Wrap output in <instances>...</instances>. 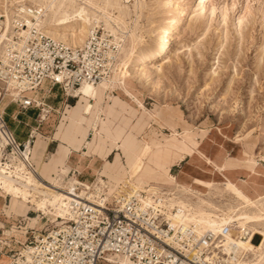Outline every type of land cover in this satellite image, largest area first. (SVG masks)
Wrapping results in <instances>:
<instances>
[{
  "label": "rangeland",
  "instance_id": "1",
  "mask_svg": "<svg viewBox=\"0 0 264 264\" xmlns=\"http://www.w3.org/2000/svg\"><path fill=\"white\" fill-rule=\"evenodd\" d=\"M163 1L127 0L129 5L134 6L125 15L130 21L128 27L131 29L138 26L148 44L154 39V31L168 17V11L160 6ZM138 2L144 7H135ZM212 6L216 8L215 15L210 11ZM172 46L169 60L160 69L159 88L154 91V82H158L155 75L149 77V85L142 82L139 84L158 94L167 103L164 106H170L174 112V128L177 130V127H180L181 131L177 130L179 133L185 128L192 137L198 132L204 133L203 140L197 141L198 143L207 144L215 139L229 159L242 155V146L235 142L236 134L242 131L252 133L250 142L258 148L264 142V0H208L205 12H195L180 27ZM125 47L128 50V40L125 41ZM128 81L135 82L133 79ZM151 83L154 84L152 87ZM6 91L5 87H0V95L4 94L2 98L7 97ZM67 103L73 104L74 99L69 97ZM7 104L0 107L3 116L5 110L8 113L12 108L10 103ZM30 108L38 111V116L44 111L42 104L38 107L35 103L30 107L20 108L19 111L26 113ZM49 111L42 122L35 116L32 117L36 127L40 128L45 123L47 127L60 125L61 115L54 112L48 114ZM181 120L184 127L180 123ZM206 129L211 131V135H208ZM216 129L220 132L215 131ZM35 139L34 136V143L37 140ZM33 144L31 143V147ZM12 152L11 146L3 149L4 163L16 164V160L11 161ZM208 168V171L219 179H200L213 185L212 188L207 185L193 188L194 201L205 209H210L211 205L224 211L229 209L231 199L221 188L230 181L247 193L249 198L264 194L261 188L264 185V169H257L256 175H250L242 170H226L219 173ZM220 174L227 176L230 181L225 182ZM57 183V188L66 189V183ZM0 194V225H6L0 227V262L16 261L19 264H27L24 259L19 260L25 247H35V238L46 236L51 230L64 224V219L58 218L53 210L43 215L37 212L34 206L21 200H18L16 207L23 208V215H16L13 211L9 216L6 209L14 205V197L3 195L2 192ZM30 221H37V227L32 228ZM5 233H8L6 239ZM257 241L258 237L254 243ZM108 259L120 262L123 257L108 256Z\"/></svg>",
  "mask_w": 264,
  "mask_h": 264
},
{
  "label": "snow or ice",
  "instance_id": "2",
  "mask_svg": "<svg viewBox=\"0 0 264 264\" xmlns=\"http://www.w3.org/2000/svg\"><path fill=\"white\" fill-rule=\"evenodd\" d=\"M125 7L131 9L134 6L129 5L127 0H58V2L57 0H0V87L6 88L5 95H10L24 105H30L40 101V93L42 91L47 93L48 86L58 84L63 85L69 94L81 96L82 103L85 102V97H91L92 100L97 99L98 89L89 83L88 77L81 80L78 91L72 87L74 80H79L84 73V67H80L75 72H68L63 64L53 63L57 53L55 49L50 51L49 48L60 33H53L51 28L53 25L67 28L70 23L73 26L70 32L64 33V38L67 39L70 35L72 46L78 42L81 46L80 51L83 52L84 48L92 45L93 42L99 44V47L94 50L98 60L90 61L86 53L85 66L99 60H107L105 67L114 72L111 79L102 83L99 89L109 86L114 89L127 88L126 77L131 71L129 68L131 53L125 47V41L131 37V50L135 52L137 42L143 44V35L139 32L138 26L131 29L128 27L130 21L127 17L115 16L114 10ZM135 7L143 8L144 5L137 4ZM211 11L215 15V6H212ZM100 28L104 29L103 35L97 33ZM45 38L48 43H45ZM106 40L107 43H105ZM69 59L75 60L77 56L74 54ZM159 68L162 69L163 64ZM88 70L92 69L88 68ZM105 74L107 75V72ZM143 78H147V73ZM66 79L67 84H65ZM33 96H35V101ZM91 108V103H88L85 111H90ZM44 111L45 113L48 111L46 105ZM215 131L220 132L219 129ZM184 135L186 139L178 156L185 154L200 156V159L205 160L210 168L221 173L226 170H242L250 175H256L257 169H264V142L257 148L250 142L251 132L242 131L236 134L235 142L242 146V155L235 159L227 158L221 145L215 139L207 144L198 143L197 141L203 140L204 133L202 132H198L195 137L187 132ZM208 135H211V131H208ZM66 143L67 148H62L58 154L61 161L60 167L70 163L99 166L103 163L102 157L108 150L106 145L102 147L97 143L94 135L91 137V143H88L82 132H77ZM144 151L147 152L148 149L145 148ZM98 156L101 159L97 160ZM207 187L212 188L213 185L209 184ZM0 188L5 194H11L15 198L21 195L19 188H14L3 181H0ZM261 188L264 191V185ZM221 191L226 192L231 199L229 210L225 212L222 219L218 217L219 223L209 225L208 230L219 236V242L215 243L211 252L204 253L200 264H257L255 260L249 262L243 259L244 256L257 252L261 256L259 264H264V240L260 241L259 249L243 242L238 243V241L248 239L247 233L243 231L245 221L259 220L260 224L264 225V194L258 196L260 213L256 216H248L238 215L242 207L255 208L257 206L247 193L230 182L222 186ZM23 195L27 199L28 194ZM16 204H18V199L12 207L6 209L7 215L11 216L13 211L16 215H23V208H17ZM39 207L42 208L43 205ZM29 224L32 228L37 227V221H30ZM0 227H6V225H0ZM237 229L240 231L239 236L234 235V230ZM260 232L264 235V227H261ZM199 235L201 234L197 233V236ZM7 236L8 233H5V239ZM46 247L48 250L43 256H41V252L44 251L43 245L39 250L32 249L34 258L30 259L27 264H85L77 258L78 254L69 259H58L60 254L52 251V245H46ZM204 247L208 248V245L205 244ZM220 252L226 253L229 258L221 259L218 255ZM0 264H19V262H0ZM120 264H152V261L141 254L138 260L125 259Z\"/></svg>",
  "mask_w": 264,
  "mask_h": 264
},
{
  "label": "bare ground",
  "instance_id": "3",
  "mask_svg": "<svg viewBox=\"0 0 264 264\" xmlns=\"http://www.w3.org/2000/svg\"><path fill=\"white\" fill-rule=\"evenodd\" d=\"M183 2L185 3L183 4ZM207 2L208 0H164L163 3L160 4V6L163 7L165 11H168L169 14L164 23L154 31L153 41L148 44L143 37V44L137 42L136 51L132 52L131 37H128L127 39L129 43L128 51L131 53L129 59V68L131 69V71L128 73L126 80L133 79L135 83L139 84L142 82L145 83V85L146 83H148L149 85V77L151 75H155L158 81L154 82V91H156V89L159 88V82L161 81L159 66L161 64L167 63V61L169 60L170 54L172 53L173 49L172 45L175 41V34L178 32L180 27H182V25L195 14V12H205ZM138 4L141 3L138 2ZM114 12L115 15L117 14L116 16L125 17V15L129 12V8L125 7L123 9H116L114 10ZM100 15L102 16L103 14L101 13ZM72 26L73 25L71 23L67 28H65L64 26L58 27L56 25H53L51 31L53 33H60V35L55 39L56 42L62 43L65 46H69L72 48H80L81 46L78 42L75 46H72L70 35L67 37V39L64 38V33L70 32ZM99 30L104 31V29L102 28H100ZM103 34L104 32L102 33V35ZM104 72H107V75L105 74L101 82L96 85L89 82L93 87L98 89L97 98H99L101 95H105L106 93H108L107 95H109L112 91V87L110 86L105 89H99V86L102 83L110 80L114 75L112 69H106L104 70ZM145 73H147V78H143ZM65 83H67V80H65ZM154 84L151 83V87ZM79 88L80 87L74 90L78 91ZM64 92L67 98L75 97L78 101L75 106L69 107L66 110L67 112L62 116L63 121H67V124L66 126H63L64 122H62L61 124L62 128L65 127V134L62 135L61 139L65 142L68 135H75L77 132H82L84 138L86 139L87 128L83 126V123L88 124V122H90V118H86L85 116H83L84 112L82 111L85 110L86 105L90 103L91 97H85V102L82 103L81 96L69 94L66 90ZM48 93H45V95ZM57 93L60 97V90H58V88H54L48 94V97H52ZM128 100L129 101L127 102L135 105V110L130 109V112L135 113L136 110L141 107V105L139 104L140 102L131 98ZM3 101L6 103L17 102V100L13 99L10 95L4 97ZM119 102L120 100L118 98H115V103ZM116 106L122 108V110L125 109V105L123 104H118ZM47 107L50 108L49 106ZM95 108L96 103L94 101L93 110L90 113V117L94 115ZM168 108L170 109L169 106H164L163 110H167ZM96 110V114L98 116L100 114V110L98 108H96ZM142 112L143 114H147V116L151 118V115L145 113L144 111ZM91 132H93L94 136L96 137L97 143L102 147L105 145H110L109 147L111 148L116 146V142H114L113 139L99 134L96 130H92ZM186 132L191 135L188 131H185L184 133ZM262 135L264 137V129ZM185 139L186 136L184 134L181 135L178 134L176 130H171V135L162 136L161 139L153 140L151 144L158 154L159 159L157 161L162 162L167 158H171L172 156V162L182 160L185 155L178 156V153L180 152ZM127 141L135 142L134 140H131V138H128ZM23 144L25 145V151H22L17 147L19 144L12 137V134L8 130L6 123L3 120V114L2 112H0V181H3L5 184H8L14 188L20 189L21 195L18 198H13V204L17 199L21 200L23 203L34 206L37 212H41L43 215L49 214L53 210L58 218L60 217L61 220L64 219V224L58 226V228L66 226V224H68L70 221H76V212L73 209V203L77 202L76 198L65 191H57L55 189H51V185L55 184L56 182L55 176L58 174V166L61 164L58 154L61 152L62 147H59V151L56 155H54L49 161L45 162L41 168L37 169L35 167L33 168L28 162L30 142ZM8 146H13V152L11 153V155L13 154V156H11V161L16 160L15 165H9L6 162L4 163L2 160L4 154L3 149L7 148ZM122 148L125 152L127 150L130 151H127L129 156H131L135 152L137 153V148L135 146H132L128 149L122 146ZM190 157L191 161H196L195 158H197L201 160L206 166H208L205 160L200 159V156H194L190 154ZM168 167V165L167 167H160L155 172V174L158 175V177L161 179V184H152L147 188L145 187L146 183L143 180L144 177H142L138 185L131 186L129 192L127 191V196H136L144 205V207L148 206L149 208H152L153 212H159L163 214L174 226H177L179 224H183L185 226H193L196 232L200 233L201 235L206 232H212L211 230H208L209 225L212 223H219L218 217L222 219L226 211L217 209V207L213 205H211L210 209H205L201 205H198V203L194 201V190H192L188 185H180L176 178L168 174ZM105 170V174L113 176L112 174L118 172V166L116 164H108ZM121 170L123 169L121 168ZM217 172L221 173L220 171ZM220 176L224 179L226 178L223 174H220ZM127 187L128 186L126 185L125 189ZM109 189L110 188L101 185L95 189L91 188L90 190L88 188L80 189L77 187L75 190L80 198H87L89 202H91V204H95V206H101L105 200L109 201L112 196L119 195L118 193H113L114 191H110L108 193ZM125 189L123 191H126ZM0 192H2L3 195L12 196L11 194H5L2 188H0ZM24 193L28 194L27 199L24 198ZM141 193H143V195H141ZM250 199L256 202L257 206L255 208H252L250 206L242 207L240 208V212L238 213V215L256 216L260 213L261 208L259 205L258 197ZM17 205L18 204H16V206ZM39 205H43V207L41 208L39 207ZM228 210L229 209H227V211ZM57 213H59V215H57ZM229 218L231 219L232 217ZM261 227H264V225H261L259 220L249 219L245 221L243 231L247 233L248 239L238 241V243L243 242L256 249H259L260 241L264 240V235H262L260 232ZM51 231L47 234L49 235V238L53 237ZM213 234L216 236V238L219 239V236L217 234ZM47 235L42 236L40 239L35 238V240L38 242H46L48 239ZM234 235L239 236L240 231L238 229L234 230ZM256 237H258V241L254 243ZM32 249L38 248L29 246L25 247V250L23 251V254L20 255L21 258H19V260L24 259L23 261L28 262L30 259H33L34 255L32 254V252H28ZM219 256L221 259L229 258L228 255L223 252L222 255ZM125 259L130 260L127 257H123L120 262L124 261ZM243 259L249 262L255 260L257 261V264H259L261 256L257 252L255 254H248L244 256ZM107 260L110 264H120V262H116L108 258Z\"/></svg>",
  "mask_w": 264,
  "mask_h": 264
},
{
  "label": "crops",
  "instance_id": "4",
  "mask_svg": "<svg viewBox=\"0 0 264 264\" xmlns=\"http://www.w3.org/2000/svg\"><path fill=\"white\" fill-rule=\"evenodd\" d=\"M54 88L60 90V97L58 93L54 94L52 97H48V94ZM47 93L48 94L46 95L43 91L40 93L41 98L39 102L43 105V110L45 105L50 107H47V109L50 110L48 114L54 112L61 115L59 126L47 127L45 123L43 127H36L32 117L35 116V118H38L39 122H42V119H45L47 114L40 110L41 112L38 116L37 113L39 112H36L33 108H30L26 113L24 111L22 114V112H19L20 106L16 107L18 104L12 102H7L12 105V108L8 113H6L5 110L3 116V120L5 121L8 130L18 144H26L31 141L28 162L33 168L35 167L37 169L41 168L45 162L49 161L54 155H56L59 151V147L67 148L66 141H70V139L75 136L73 134L68 135L67 140L64 142L61 137L65 134V127L60 129V126L62 122H64L63 126H66L67 121H63L62 116L67 112L66 110L69 107L75 106L78 100L74 97L72 98L74 99V103L68 104V98L62 87L59 85L48 86ZM107 94L108 93L101 95L96 100H90L92 105L91 110L82 111L84 112L83 116L90 118V122H88V124L83 123V126L87 128L86 140L88 143H91V137L94 135L91 131L96 130L99 134L113 139L114 142H116V146L111 148L109 147L110 145H107L108 150L104 153L102 157L103 163L99 164V166H85L78 163H70L64 167H60L59 165L58 174L55 176L56 182L51 185L52 190L65 191L74 196L78 195L75 190L76 187L80 189H84L85 187L88 189H95L98 186L103 185L110 188L108 193L114 191L113 193L120 194V192H129L131 186L138 185L142 177H144L143 180L146 183L145 187L148 188V186L152 184H161V179L155 174V172L160 167H167V165L169 166L168 174L176 178L180 185H188L192 190L196 186H205L209 184L200 179H219L218 177L215 178L212 173L208 171L209 168L201 160L195 158L196 161H191L190 154H185L184 158L177 162H172L173 156L167 158V161H157L159 158L155 148L151 144L152 141L161 139L162 135L168 136L171 130H176L173 121L174 112L169 108V110H163L164 104L167 103H165L158 94H154L149 91V88H145L133 81L129 82L128 80L127 88H112L111 94ZM2 96L0 95L1 98ZM32 98L34 100V96ZM115 98H118L120 102L115 103ZM130 98L140 102L139 104L142 107L138 108L135 113L130 112V109L135 110V105L127 102ZM1 100L0 107H3L7 103L3 101V98ZM94 101L96 103V108L100 110V114L97 116V110L95 108L94 115L90 117ZM35 104H37L38 107L40 105L38 103ZM118 104L125 105V109L122 110V108L116 106ZM171 107L174 108L173 105H171ZM39 109L40 108H38V110ZM142 111L151 115V118H149L147 114H143ZM181 124L184 127L183 121ZM177 130L181 131V128L177 127ZM178 131L177 133L181 135L185 134V131L189 132V130H186L185 128H183L182 133H179ZM34 136L37 139H35V143L33 140ZM128 138H131V140H134L135 142L127 141ZM31 143H34L32 147ZM122 146L127 149L135 146L137 148V153L135 152L129 156L127 153L129 150L125 152ZM145 148L148 149L147 152L144 151ZM84 150H87L86 146ZM96 159L99 160L101 158L98 156ZM108 164H116L118 166V172L112 174L113 176L105 174V169ZM93 165H95V161H93ZM121 168L123 170H121ZM137 169L139 170L137 171ZM72 173L75 174L72 175ZM225 177V179L223 178L225 182H228V180L230 181L227 176ZM196 181H200V183H196ZM57 182L66 183V185H64V188L66 189L61 190L57 188ZM126 185L128 187L125 189ZM124 189L126 191H123Z\"/></svg>",
  "mask_w": 264,
  "mask_h": 264
},
{
  "label": "built area",
  "instance_id": "5",
  "mask_svg": "<svg viewBox=\"0 0 264 264\" xmlns=\"http://www.w3.org/2000/svg\"><path fill=\"white\" fill-rule=\"evenodd\" d=\"M97 33L102 35L99 29ZM45 43H48L47 38ZM96 47L99 44L93 42L81 52L80 48L65 46L56 41L51 44L49 50L55 49L57 53L53 63L63 64L68 72L85 68L80 79L74 80L73 89L80 87L84 77H88L89 82L95 85L103 80L107 60L89 63L87 66L84 63L86 53L90 61L98 60L94 51ZM74 54L77 59H69ZM60 86L65 91V87ZM16 103L20 108L31 106L19 100ZM17 147L25 151L24 144ZM128 196L127 192H120L109 201L105 200L101 206H95L87 198L74 195L77 202L73 203V209L77 220L70 221L62 228L56 227L51 231L52 238L47 235V241H36L35 247L39 250L41 245L44 246L41 252L43 256L48 250L46 245H52V251L60 254L58 259H69L78 254L77 258L85 264H110L108 256L127 257L133 261L138 260L141 254L150 259L152 264H200L204 253L211 252L215 243L219 242L212 232L197 236L193 226H174L163 214L153 212L148 206L144 207L136 196ZM205 244L208 248L204 247ZM218 255H222V252Z\"/></svg>",
  "mask_w": 264,
  "mask_h": 264
}]
</instances>
